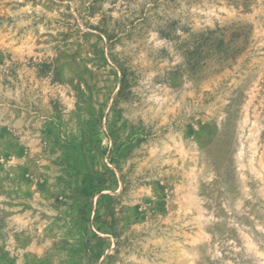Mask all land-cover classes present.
Listing matches in <instances>:
<instances>
[{
	"label": "rangeland",
	"instance_id": "obj_1",
	"mask_svg": "<svg viewBox=\"0 0 264 264\" xmlns=\"http://www.w3.org/2000/svg\"><path fill=\"white\" fill-rule=\"evenodd\" d=\"M0 264H264V0H0Z\"/></svg>",
	"mask_w": 264,
	"mask_h": 264
},
{
	"label": "trees",
	"instance_id": "obj_2",
	"mask_svg": "<svg viewBox=\"0 0 264 264\" xmlns=\"http://www.w3.org/2000/svg\"><path fill=\"white\" fill-rule=\"evenodd\" d=\"M207 41H208V38H204V39L201 38V42L198 43L196 49H198L199 46H202L203 44H205ZM124 84H125L124 76H122L120 80V88L118 91V95L121 93Z\"/></svg>",
	"mask_w": 264,
	"mask_h": 264
}]
</instances>
